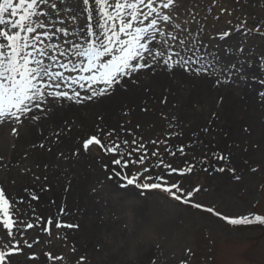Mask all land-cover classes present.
Returning <instances> with one entry per match:
<instances>
[{"label": "rangeland", "instance_id": "rangeland-1", "mask_svg": "<svg viewBox=\"0 0 264 264\" xmlns=\"http://www.w3.org/2000/svg\"><path fill=\"white\" fill-rule=\"evenodd\" d=\"M184 5L181 19L194 14L206 27L204 43L208 51L217 54L225 66L237 61L243 64L246 81L236 80L235 84L217 86L214 76H194L183 71L173 75L157 69L155 74L141 75L138 84L126 86L127 90L117 88L109 96L83 103L64 101L57 104L45 119H53L56 115L59 125L54 123L55 130L77 134L84 130L86 121H99L101 115L95 105L106 100H122L118 101L122 104L121 95L131 94L125 99L130 103L123 105L129 107L128 111L132 109L123 113V121L118 128L130 125L124 130L110 126L84 131L77 136V156L74 159L65 155L58 157V164L51 169L53 173L65 171L71 172L72 176L78 168V161H81L85 165L86 176L90 175V178L83 184L81 192L80 188L74 192L65 184L63 195L56 197L52 193L54 189H60L59 185L54 186L51 193L46 191L47 185H43L39 192L47 197L44 201L56 200L58 204L54 208L56 216L51 217L46 211L41 218L51 217L54 223L59 220L79 227H53L52 236L39 228L27 230L25 238L30 243L39 238L37 250L26 251L21 240L23 252L12 258V264H37L40 263L39 255L45 253L62 259H49V263L44 264H181V261H187V264H264V229L259 225L230 226L212 214L172 200L158 191L141 195V190L134 186L123 188L120 185L125 181L113 176V169L121 170L110 162L114 157L97 148L86 152L81 147L83 140L91 135H98L110 144L113 138L106 137V133L114 129L117 143L122 140L130 142L129 145L121 144V151L126 156L127 152L133 151L131 159L142 154L134 151L142 143L150 157V167L158 162L151 156L153 149H158L164 162L171 163L173 167L194 164L190 174L166 177L170 183L180 182L186 190L199 186L201 190L192 198L194 202L214 207L230 217L264 214V160L257 163L251 161V157L248 160L240 157L241 153L245 155L254 150L252 146L258 147L255 153L263 146L253 139L259 132L264 133V98L260 96L264 85L259 83L264 79V36L255 32L246 36L243 29L234 31L223 40L217 35L242 21H247V28L264 30V0H184ZM241 47L244 48L242 56L238 54ZM228 49L232 52L229 53ZM80 91L82 96L87 95L85 90ZM253 104L258 111H254ZM124 106L121 112L125 110ZM250 110L256 112L251 114L252 122L247 116ZM135 111L140 115L134 117L137 118L134 121L130 114ZM68 113L69 116L59 117ZM45 119L39 127L35 126L37 133L45 129L44 123L47 128L53 125ZM254 122L261 124L257 131L252 126ZM237 125L239 131L235 129ZM25 130L22 128L17 137L11 135L7 127L0 129L1 164H8L12 153L23 149L17 143ZM241 133L243 141L237 140ZM133 140L138 143H131ZM150 140H166L167 143L152 145ZM180 147L184 148L185 155L177 151ZM165 149L176 152V156L168 154ZM25 154L22 165L15 169L18 176L12 185L26 186L27 182H35L33 180L41 184L47 182L52 171L41 166L27 168L29 154ZM221 154L228 157L227 163L217 159ZM81 158L83 161L79 160ZM222 166L236 171L234 174L227 170L223 173L215 171ZM205 168L208 170L204 171ZM253 168L257 171L253 172ZM167 171L161 167L154 169L152 174L164 175ZM236 176L240 179H235ZM56 179L58 181L59 178ZM7 193L16 199V193ZM32 206L25 201L19 208L22 213H27L22 216L25 221L35 223L39 213L33 214ZM61 208L65 212L63 215H60ZM31 254H38L37 259H30Z\"/></svg>", "mask_w": 264, "mask_h": 264}, {"label": "snow or ice", "instance_id": "snow-or-ice-1", "mask_svg": "<svg viewBox=\"0 0 264 264\" xmlns=\"http://www.w3.org/2000/svg\"><path fill=\"white\" fill-rule=\"evenodd\" d=\"M184 6V0H0V129L7 127L11 135L18 137L22 128L39 127L57 104L83 103L109 96L117 88L127 90L126 86L138 84L141 75L155 74L157 69L173 75L183 71L194 76H214L217 86L235 84L236 80L245 82L243 64L237 61L225 66L217 54L208 51L204 43L206 27L194 14L181 19ZM246 25L247 21H242L217 35L223 40L243 29L246 36L253 32L264 36L261 28ZM238 54H244L243 47ZM259 83L264 85V79ZM80 90H85L87 95L82 96ZM260 96L264 98V92ZM54 135L58 137L60 133ZM106 137L113 138L110 144L98 135H91L83 140L81 147L86 152L97 148L114 157L110 162L121 170L113 169V176L125 181L121 187L134 186L141 190V195L158 191L172 200L212 214L230 226L264 225V214L224 215L214 207L193 201L201 190L199 186L186 190L180 182L170 183L166 178L172 174H190L194 164L173 167L164 162L158 149H153L151 156L158 162L150 167L144 144L134 150L142 154L131 159L133 151L127 152V156L121 151V144L129 145L128 140L117 143L114 129L108 131ZM149 143L157 145L167 141L150 140ZM39 147L44 148V144ZM165 151L173 157L177 154L171 149ZM177 151L185 155L183 147ZM217 159L228 162L223 154ZM161 167L168 171L154 176V169ZM226 170L233 174L236 171L223 166L215 169L221 173ZM38 198L32 197L33 200ZM24 202L23 198H11L6 185L0 181V233H3L0 235V264H12V258L23 252L21 240L29 249L39 243V238L32 243L25 238L29 229L39 228L52 236L53 227H79L59 220L54 223L51 217H35V223L25 221L22 216L27 213L19 208ZM63 214L61 208L60 215ZM45 255L50 260L62 259L54 258L51 253ZM29 258L37 259V256L31 254Z\"/></svg>", "mask_w": 264, "mask_h": 264}, {"label": "bare ground", "instance_id": "bare-ground-1", "mask_svg": "<svg viewBox=\"0 0 264 264\" xmlns=\"http://www.w3.org/2000/svg\"><path fill=\"white\" fill-rule=\"evenodd\" d=\"M129 95H124V94L121 95L122 99L124 100L122 104L119 103L122 100H106L104 102H100L97 105H95V109L98 108L99 110V112L97 113L101 115V117H99V121H98L99 123L96 121V119L94 122H93V119H91L90 121H86L84 125L85 126L84 130H82L80 133H77V134L61 133V131L60 130L58 131L57 128L55 130V125L56 124L59 125L58 120L55 118L56 115L53 117V119H50V118L45 119V121L48 122L50 125L52 123L53 125L54 123L56 124L54 126L51 125V127L47 128L44 123L43 126L45 129L41 130L40 133H37L35 131L34 129L35 126H30L26 128V130L18 138L19 143H17V146L21 145L23 146V149L20 151H14L11 155L12 157L11 158L9 157L8 159V162H9L8 164L0 163V181H2L6 185L7 191L10 193H16L14 194V198H23L29 205H33L32 206V208L34 209L33 214L39 213L37 217H42V214L47 213V212H48L47 214L50 213L51 217L56 216L57 213L54 210V208L57 206L58 201L56 200L44 201L47 197L43 196V193H41L42 191L39 192V190L43 189L44 187L43 185H47L46 191L48 193L52 192L54 186L59 185L60 189L59 190L54 189L52 193L54 194V197H56L58 194L60 196L63 195L62 188L63 186H65V184L67 186H71L73 188L72 191L77 192L78 189L80 188V192H81L83 184L87 183L88 179L90 178V175H88V177L86 176L87 173L85 171V165L81 161L80 162L78 161V164H77L78 168L77 170H74V173H72L73 174L72 176H71V172H65V171L63 172L58 171V172L53 173V170L51 169L54 165L58 164V162H56L58 157L65 155V156L71 157L70 159H74L75 156H77L78 145H79V143L76 142L78 140L77 136L82 135L81 133L84 131H87V130L96 131L102 128H109L110 126H111L110 128H115L118 130H124L125 128H127L130 124L123 125V126L121 125L120 129L118 127L120 125V122L123 121V117H124L123 113L129 112L132 109L131 108L128 111L126 109H128L129 107L126 105L125 106L123 105V104L130 103L127 100H125ZM122 106H124L123 109H125L123 112H121ZM115 108H116V111L114 110ZM253 108H254V111H258L256 109L255 104H253ZM248 113H249L247 114L248 121L252 122L251 114L256 113V112H252L250 110ZM71 114L76 115L74 112H71ZM66 115L69 116L70 114L69 113L60 114L59 117H64ZM130 115L133 117V120L135 121L139 117L140 114L137 113V111H135L131 113ZM134 117H137V118H134ZM252 126L254 130L257 131L260 128L261 124H259L258 122H254ZM235 129L239 131L238 125L235 126ZM56 132L60 133L58 137L54 135V133ZM237 140H242V141L244 140L242 133L238 135ZM253 141L257 143L258 145H263V146H260V149L256 151V153L254 152V150H257L258 147L252 146L251 149L253 148L254 150L247 152L245 155L241 153L240 157L244 158V160H248V157H251L250 158L251 161L261 163L264 160V133L262 131L259 132V134H257L254 137ZM41 143L44 144V148L39 147ZM33 145H36V147H33ZM27 147H30V148L26 152L25 149ZM249 147H248V150H249ZM48 149H50V151ZM24 151L25 153L29 154L27 155L28 158L26 159V164L29 165L27 168H34V167L36 168V167L41 166V168L47 167L52 171L53 174H51L47 182L45 183L42 182L41 184V183H36V180H33L35 182H32V183L27 182L26 186L12 185L13 180H16L18 176L15 169L18 166L22 165L21 161L26 157V154L24 153ZM241 158H240V161H241ZM79 160H82V158ZM95 165L96 164H94L93 166ZM95 173H96V170H95ZM56 178H59L58 181ZM25 189H28V191H25ZM33 196H37L39 198L37 200L36 199L32 200ZM36 201H37V204H36ZM28 242L30 243L29 240ZM24 249L26 251L30 250L34 252L37 250L35 243L33 244V247L31 249L27 247H24ZM39 257H40V260H39L40 263H37V264H44L46 262L49 263V258L45 254L39 255Z\"/></svg>", "mask_w": 264, "mask_h": 264}, {"label": "trees", "instance_id": "trees-1", "mask_svg": "<svg viewBox=\"0 0 264 264\" xmlns=\"http://www.w3.org/2000/svg\"><path fill=\"white\" fill-rule=\"evenodd\" d=\"M255 225H260V224H255ZM261 228H263V229H264V225H261Z\"/></svg>", "mask_w": 264, "mask_h": 264}]
</instances>
